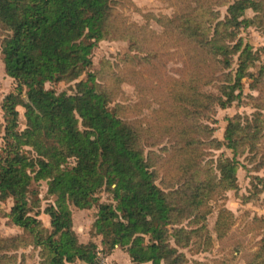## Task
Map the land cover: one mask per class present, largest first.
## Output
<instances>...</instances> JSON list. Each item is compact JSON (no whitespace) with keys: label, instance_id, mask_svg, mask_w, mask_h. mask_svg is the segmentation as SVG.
I'll return each instance as SVG.
<instances>
[{"label":"trees","instance_id":"trees-1","mask_svg":"<svg viewBox=\"0 0 264 264\" xmlns=\"http://www.w3.org/2000/svg\"><path fill=\"white\" fill-rule=\"evenodd\" d=\"M112 3L0 0V26L10 30L0 38V53L15 82L1 103L0 200L11 198L12 204L8 211L0 207V214L21 228L0 236V264H16L15 250L29 245L37 248L36 264H100L103 256L78 240L70 205L88 208L102 189L113 202L98 203L95 229L109 249L125 248L131 264H141L144 254L148 264H188L183 248L195 244L198 249L209 238L204 224L211 201L237 188L238 156L258 149V165L264 167L259 111L227 117L222 140L204 121L213 118L217 105L234 100L246 75L245 61L258 59L259 51H251L239 30L253 26L264 31V0H228L223 18L212 4L197 1L173 15V28L188 46L185 76L149 84L157 94L149 101L155 106L146 121L128 119L122 114L125 107L110 106L126 77L108 58L77 82L72 94L45 85L77 79L103 39H127L141 61L153 56L138 29L116 25ZM235 55L238 65L230 71ZM132 57L124 54L122 61ZM206 84L218 92L203 91ZM254 100L258 109L264 103ZM19 105L24 107L22 129ZM224 146L231 156L222 151L209 157L210 150ZM71 160L70 167H63ZM40 180L55 201L43 209L49 230L38 218L39 209L33 210L39 201L29 198L32 181ZM231 217L228 209H219L220 235ZM258 250L264 251V238Z\"/></svg>","mask_w":264,"mask_h":264},{"label":"rangeland","instance_id":"rangeland-1","mask_svg":"<svg viewBox=\"0 0 264 264\" xmlns=\"http://www.w3.org/2000/svg\"><path fill=\"white\" fill-rule=\"evenodd\" d=\"M196 1L212 4L219 18L225 17L228 0H112L113 19L116 25L138 29L144 39V49L151 51L153 56L141 61L135 56V51L129 49L130 42L127 39H103L92 48L91 65L86 67L77 79L69 82H46V87L72 94L76 89V83L84 81L88 73L93 74L100 67L103 58H108L115 65V69L120 70L126 77L119 85V91L116 90L117 95L110 102V106L125 107L122 114L128 119L148 120L155 106L149 101L157 94L150 90L149 84L154 82L160 84V80L164 78L185 76L187 68L185 50L188 46L179 38L170 19ZM252 14L253 12L247 9L246 15ZM9 32V29L0 26V38ZM239 36L251 51H259L258 59L245 61L246 75L241 80V86L235 90L234 100L225 107L217 105L212 114L213 118L204 120L211 128H214L213 136L220 140L228 129L227 117L235 113L250 116L252 112L259 111L264 118V103L258 109L253 102L255 97L257 100L264 101V53L262 51L264 31L248 26L239 30ZM124 54H131L132 60L122 61ZM138 55L144 56L145 52H140ZM237 65L238 59L235 55L234 62L228 70H234ZM253 79L257 80L255 81L258 84L257 87L251 86ZM14 85L13 78L4 70L0 53V151L5 124L1 103L3 97L14 88ZM202 90L218 92L210 84L204 85ZM17 109L18 128L22 129L25 127L24 107L19 105ZM259 147H264V136ZM222 151L231 156L230 149L224 146L210 150L209 157L214 158ZM258 158V149L257 154L246 150L238 156L240 165L237 169V188L230 189L220 198L211 201L212 210L204 224L208 228L209 238L198 249L195 244L183 248L188 264H264V251L260 253L258 250L264 238V167L258 165ZM72 164L73 160L65 163L63 167H70ZM156 181L159 183L160 177ZM29 198L33 203L36 200L39 201L33 210L39 209L38 218L49 230V215L43 209L50 203L54 204L55 201L47 195L45 180L32 181ZM92 201V205L84 209L70 205L72 224L78 240L88 244L103 256L100 264H131L130 256L125 248L117 245L109 249L106 238L95 229V224L100 218L98 203L113 202L109 191L105 189L98 191L93 195ZM11 204V198L0 200V207L4 210L8 211ZM221 207L232 213L229 227L223 235H220L216 226ZM19 232H21L20 227L0 214V236H10ZM15 252L17 253L16 264L20 262L36 264L39 260L37 248L31 245L21 247ZM148 259V255L144 254L141 264H148Z\"/></svg>","mask_w":264,"mask_h":264},{"label":"built area","instance_id":"built-area-1","mask_svg":"<svg viewBox=\"0 0 264 264\" xmlns=\"http://www.w3.org/2000/svg\"><path fill=\"white\" fill-rule=\"evenodd\" d=\"M100 263H102V261H100Z\"/></svg>","mask_w":264,"mask_h":264}]
</instances>
